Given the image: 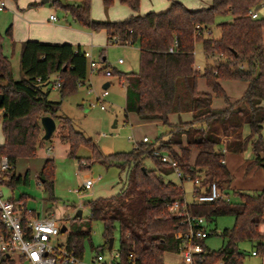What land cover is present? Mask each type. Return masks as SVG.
I'll list each match as a JSON object with an SVG mask.
<instances>
[{
  "label": "trees",
  "instance_id": "obj_1",
  "mask_svg": "<svg viewBox=\"0 0 264 264\" xmlns=\"http://www.w3.org/2000/svg\"><path fill=\"white\" fill-rule=\"evenodd\" d=\"M119 1L132 12L138 9L139 0ZM52 2L59 3L78 24L92 31L104 30L108 43L137 44L138 71L121 72L104 67V73L109 70L110 75L122 79L125 114L134 111L141 119L155 120L170 127L166 139L160 137L154 143L142 141L129 151L106 155L97 150L91 139L69 126L66 128L68 133L60 135L61 140L68 143L69 156L76 157L79 146L91 149L92 155L84 164L81 157H77L80 168L98 162L116 166L123 173L115 193L83 203L90 214L86 229L69 230L67 248L83 257V243L90 240V223L95 219L102 223L104 239V243L96 248L90 243L95 253L108 247L117 228L119 245L114 264H163L165 254L179 253L181 245V239L176 237L182 228L180 217L171 212L169 206L174 202L182 206L185 201L183 187L165 179L172 167L154 156V150L164 152L177 163L182 179L193 181V195L207 191L211 183L220 189L228 186L231 175L224 165L225 151L242 152L250 145L253 155L250 164L264 171V17L251 16L264 0H212L209 6L199 9H189L181 1L172 0L163 11L132 13L118 21L93 20L89 13L90 0H69L65 4L60 0ZM103 2L109 5L112 0ZM228 14L232 19L217 23L219 37H212L210 26L215 17ZM198 41L206 62L202 72L194 67V46ZM170 47H173L172 51ZM87 66L80 46L25 40L21 42L19 53L23 77L16 80L9 58L2 53L0 38L3 134L0 155L6 156L10 165L0 174V185L12 187L26 182L28 171L17 175L15 165L20 157L34 156L41 145L40 113L59 117L69 124L68 118L57 115L61 101L49 100L48 90L43 86L51 83L52 75H59L57 89L63 98L75 92L79 82H84ZM200 76L214 92L224 96V108H213L211 95L198 90ZM221 79L245 81L247 88L239 99L230 101L220 87ZM183 112L192 114L191 122L180 125L169 122V115ZM245 124L249 132L242 135ZM192 149L196 150V157L190 165L188 159ZM147 158L151 160L150 166L145 164ZM53 168V160L46 159L38 173L41 184L48 191L49 202L54 200ZM196 177H200L197 185L194 183ZM233 194L236 201L219 199L200 203L193 200L186 203L189 212L205 216L210 223L217 216L234 217L232 227L220 233L225 242L219 249L211 250L205 240L201 241L203 251L195 264H241L243 253L238 244L249 241L259 247L264 241L260 231L264 223V186L255 193L234 190ZM11 199L26 204L24 196ZM45 209L50 211L48 207ZM76 219L81 220L82 216ZM0 229H3L1 224ZM0 264H15V261L0 254Z\"/></svg>",
  "mask_w": 264,
  "mask_h": 264
},
{
  "label": "rangeland",
  "instance_id": "obj_2",
  "mask_svg": "<svg viewBox=\"0 0 264 264\" xmlns=\"http://www.w3.org/2000/svg\"><path fill=\"white\" fill-rule=\"evenodd\" d=\"M8 3L7 9L0 12V38L2 53L9 58L13 78L18 80L23 77L19 67L20 46L16 42L13 46L11 43V31L14 18L19 12L27 10L34 13L23 16L29 21L39 19L34 25L51 27L59 25L67 30L66 37L71 38L72 43L80 46L83 51H88L96 67L91 70L87 66V76L84 82L77 86L75 92L61 98L60 91L57 88H51V84L43 86L44 90H48V99L52 101H61L58 116L69 119V124L64 119L55 117V130L49 139L41 140V145L37 148L36 154L30 158L20 157L16 161L15 173L24 175L28 171L26 182L16 183L14 186L2 185L0 189L5 199L12 195L14 199L24 196L26 198V206L35 211H40L43 207H48L53 212L56 221L60 225H65L68 230L86 229V221L89 217V210L83 203L89 199L107 196L117 191L120 186V178L123 176L121 170L116 166H105L98 162L91 163L88 167L80 168L77 157H81L82 164L87 161V157L92 155L90 148L79 146L76 150V157L68 155V143L61 140V134H67L68 126L72 130L82 133L85 138L91 139L97 150L103 155L126 152L131 150L136 144L142 142L143 137H147L150 143H154L158 138L166 139L169 136L167 131L169 126H164L155 120L141 119L134 111L125 114V86L122 79L115 75L107 76L104 73V67L107 69L114 68L121 72H136L139 68V47L137 44L125 45L121 43L106 42V34L104 30L92 31L89 28L75 22L68 13L64 11L59 3H53L52 0L41 3L42 0H5ZM172 0H139L138 9L133 14H145L149 11L159 12L167 9ZM189 9H199L210 5L212 0H179ZM184 1H186L184 3ZM69 0H60L61 4H65ZM260 10L262 17L264 14ZM131 9L119 0H112L111 4L105 5L103 0H90V17L97 21H118L127 18L131 13ZM52 14L58 18L57 22L48 20V16ZM33 19V20H32ZM231 15H217L214 23L210 26L211 36L219 37V29L216 24L219 22L230 21ZM11 26V28H10ZM10 28V33L7 29ZM91 33H94L91 35ZM65 43V42H63ZM103 57L105 58L103 60ZM122 59V63L118 62ZM205 58L202 51V45L198 41L194 46V67L199 72L205 67ZM107 65V66H106ZM102 69V70H101ZM54 75L51 76L53 80ZM110 82L108 94L102 96L103 83ZM220 87L224 94L235 101L239 99L247 88V83L242 80L221 79ZM197 88L201 92L211 95L212 107L216 109L224 108L226 101L223 95L214 92L207 84L206 79L200 76L197 81ZM104 105V109L100 105ZM41 117L44 113H40ZM50 116V115H49ZM53 118V117H52ZM192 114L183 112L180 114H171L169 122L173 125L187 124L191 122ZM62 123H65L62 126ZM41 124V123H40ZM199 125V124H197ZM248 126L245 124L242 128V135H247ZM44 133L43 128L39 131V135ZM264 138V128L262 131ZM182 141L185 139L182 137ZM3 144V134L0 121V145ZM164 153V152H162ZM227 160L232 161L230 168L232 186L228 189V194L232 201H236L237 197L233 191H244L255 193L260 190V182L264 180V171L256 166L247 170L245 162L251 156V146L248 145L241 154L235 152L225 153ZM229 154V155H228ZM196 150L192 149L189 155L188 163L194 164ZM46 159L53 160V201H48V191L41 184L38 173L41 170ZM234 159V160H233ZM147 166L151 165V160H145ZM248 172V173H247ZM96 178L99 180L94 184L91 190L84 191L77 196L72 190L79 188L86 177ZM165 179L181 185L184 190L185 203H191L195 200L193 196V181L190 179H182L177 177L175 172L171 170L165 175ZM122 180V179H121ZM264 184V183H263ZM80 205L82 210V219L73 218L75 210ZM234 217L232 215L217 216L214 221L209 224L211 234L205 239L204 243L211 250L219 249L225 242V239L218 233L226 228H231ZM81 224H84L81 226ZM81 226V227H80ZM260 231L264 234V223L260 226ZM67 231L61 232L53 241L54 244L64 243L67 238ZM113 243L111 250L103 249V253L107 256L111 252L118 257L119 231L116 228L112 235ZM104 243L102 236V223L100 220H92L90 223V240L86 239L83 243L84 253L81 258V264H90L92 257L95 255V249ZM253 242L245 241L238 244V248L243 253L241 264H264L261 256H252L251 250L255 247ZM18 255V254H15ZM180 253H166L163 264H180Z\"/></svg>",
  "mask_w": 264,
  "mask_h": 264
},
{
  "label": "built area",
  "instance_id": "obj_3",
  "mask_svg": "<svg viewBox=\"0 0 264 264\" xmlns=\"http://www.w3.org/2000/svg\"><path fill=\"white\" fill-rule=\"evenodd\" d=\"M6 7L5 0H0V11ZM253 18L257 17L256 12H251ZM50 19L56 20L55 15H50ZM170 51L173 47L169 48ZM87 59L88 67L93 70L96 67L91 54L83 51ZM122 62V59H118ZM105 74L110 76V71L106 70ZM51 80V79H50ZM53 87L59 88V75L54 74ZM82 83H78V86ZM108 85L103 87L102 96L108 94ZM104 109V105H100ZM142 141L149 142L147 137H143ZM225 151V149H223ZM161 161L167 162L172 167L177 177H183L182 172L177 163L167 154L158 150L152 152ZM10 165L6 156L0 155V174L6 172ZM99 177H86L82 185L72 191L80 196L82 192L91 190ZM200 177L194 179V183H199ZM195 200L200 203H209L222 199L230 201V196L224 189H220L215 183H211L207 191H203L193 195ZM80 208V205L78 206ZM169 210L180 217L181 229L177 231L176 237L181 239L179 253L181 255V264H195V260L199 258L203 251L201 244L211 233L209 230L210 222L205 216L195 215L188 211L186 203L182 206L174 202L169 206ZM0 254H8L13 256L18 254L21 262L24 264H81V258L78 257L73 250L67 248L66 241L64 243L54 244L53 241L61 233V226L55 219L52 211H48L43 207L40 211L30 209L22 201H13L11 198L5 199L0 189ZM68 231V229L66 230ZM250 254L252 256H261L264 259V241L259 247H254ZM115 253L111 252L105 255L103 252L95 253L90 264H114L116 259ZM221 264V263H216Z\"/></svg>",
  "mask_w": 264,
  "mask_h": 264
},
{
  "label": "crops",
  "instance_id": "obj_4",
  "mask_svg": "<svg viewBox=\"0 0 264 264\" xmlns=\"http://www.w3.org/2000/svg\"><path fill=\"white\" fill-rule=\"evenodd\" d=\"M185 2L186 1H184V3ZM7 6H8V3L6 2V7L3 10H1L0 12L4 11L5 9H7ZM263 6H264V2L260 6V8L256 11L258 17H262V15L260 13V10L262 9ZM32 13H34V12L33 11H29V10H27V11H25L23 13L19 12L18 16H16L14 18L13 27H12V31H11V34H10V36H11L10 41H11V43H13V46H14V44L16 42L20 46L21 42H23L25 40H38V41H44V42H57V43L65 42V43H70L73 46H75V44L72 43L71 38H68V37L65 36L66 33H67V30H65V28H63V27H61L59 25H52L51 27H46L45 28L43 26L34 25V23H38L39 19H37L35 21L32 19L33 21L31 22V21L23 18V16L28 15V14H32ZM130 13L132 14V10L130 11ZM262 13L264 14V9L262 10ZM50 15H52V14H50ZM50 15L48 16V20H50V21H52L54 23L58 21L57 17H56V20L50 19ZM10 28H11V26H10ZM93 34L94 33H91V35H93ZM106 42H107V36H106ZM77 46H79V45H77ZM4 55H6V54H4ZM50 79H51V77H50ZM53 80H54V77H53ZM51 83H52L51 84V88H54L53 87V81ZM107 85H108V81L103 83V87H105ZM225 153H230V151H225ZM241 153L242 152H235L236 155L237 154H241ZM226 157L227 156H224V165L227 167L228 171L230 172L231 171L230 168L233 167L232 166L233 162L230 161V160H227ZM252 158H253V155H252V151H251V156L248 159L245 160V162L247 164V170L250 169V168L253 169V168L256 167V166L250 164L252 162ZM18 175H20V174H18ZM230 175H231V172H230ZM260 183H261L260 187H262V185L264 186V184H263L264 180H262ZM0 186H2V185H0ZM231 186H232V180L230 181L228 186L224 188V190L227 192L228 189ZM10 198H14L13 195ZM67 232H69V230ZM9 257H11L15 261V264H24V262H21L22 260H21V257L19 255H13V256H9Z\"/></svg>",
  "mask_w": 264,
  "mask_h": 264
},
{
  "label": "water",
  "instance_id": "obj_5",
  "mask_svg": "<svg viewBox=\"0 0 264 264\" xmlns=\"http://www.w3.org/2000/svg\"><path fill=\"white\" fill-rule=\"evenodd\" d=\"M45 1H48V0H42L41 3H44ZM0 101H1V95H0ZM40 123H41V126H42L43 131H44V133L42 135V139L47 140L50 138L53 131L55 130V120H54V118H52L49 115H44L40 118ZM81 216H82V210H81V208H77L73 214V218H80ZM66 230H67V227L65 225H62L60 231L66 232ZM218 233L220 234L221 232H218ZM112 243H113V239L110 238L109 243H108V247H107L108 250H111ZM6 256H9V255L6 254Z\"/></svg>",
  "mask_w": 264,
  "mask_h": 264
}]
</instances>
